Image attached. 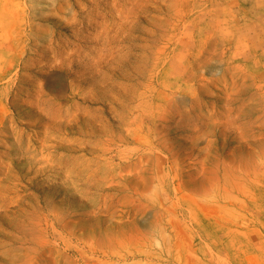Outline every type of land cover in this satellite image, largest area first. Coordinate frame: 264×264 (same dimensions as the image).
<instances>
[{
  "label": "rangeland",
  "instance_id": "374dc122",
  "mask_svg": "<svg viewBox=\"0 0 264 264\" xmlns=\"http://www.w3.org/2000/svg\"><path fill=\"white\" fill-rule=\"evenodd\" d=\"M0 264H264V0H0Z\"/></svg>",
  "mask_w": 264,
  "mask_h": 264
}]
</instances>
